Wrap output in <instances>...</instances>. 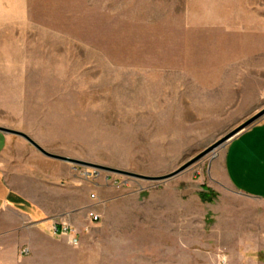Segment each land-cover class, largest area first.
Returning a JSON list of instances; mask_svg holds the SVG:
<instances>
[{
  "label": "rangeland",
  "instance_id": "1",
  "mask_svg": "<svg viewBox=\"0 0 264 264\" xmlns=\"http://www.w3.org/2000/svg\"><path fill=\"white\" fill-rule=\"evenodd\" d=\"M144 1L0 0V126L148 176L199 157L165 181L69 163L105 264H264V209L225 206L223 173V139L264 109V0Z\"/></svg>",
  "mask_w": 264,
  "mask_h": 264
},
{
  "label": "crops",
  "instance_id": "2",
  "mask_svg": "<svg viewBox=\"0 0 264 264\" xmlns=\"http://www.w3.org/2000/svg\"><path fill=\"white\" fill-rule=\"evenodd\" d=\"M149 1L128 4H167ZM72 170L71 164L0 131V264H105L103 249L94 251L91 246L92 225L86 231V225L72 218L84 208L73 205ZM223 173L232 189L225 206L264 209V119L230 141ZM61 221L79 229V245L71 242L72 236L53 235L54 225ZM227 238L224 246L229 249L233 241L231 235ZM218 260L217 255L211 257L213 262ZM249 261L256 262L248 253L228 252L222 259L224 264Z\"/></svg>",
  "mask_w": 264,
  "mask_h": 264
},
{
  "label": "water",
  "instance_id": "3",
  "mask_svg": "<svg viewBox=\"0 0 264 264\" xmlns=\"http://www.w3.org/2000/svg\"><path fill=\"white\" fill-rule=\"evenodd\" d=\"M263 119H264V109H262L260 112L256 113L254 116H252L251 118L246 120L239 127H237L235 130H233L231 133H229L223 139V142H227V141L233 140L234 138L239 136L241 133H243L247 129L253 127L254 125L259 123ZM0 131H2L4 133L14 134V135H18V136L23 137L29 143H31L37 150H39L42 154H44V155H46L48 157L54 158V159L62 160V161H65V162H68V163H72V164H80V165L91 166V167H95V168H98V169H102V170H106V171H113V172H117V173H120V174H123V175H128V176H132V177H136V178H140V179L151 180V181H165V180H168V179L174 177L175 175L181 173L183 170H185L188 166L193 164L199 158V157H196L195 159L187 162L186 164H184L183 166L179 167L177 170H175V171H173V172H171L169 174L162 175V176H148V175L138 174V173H134V172H129V171H125V170H120V169H116V168H112V167H107V166H103V165H99V164H95V163L82 161V160H78V159L71 158V157H68V156H63V155L51 153V152L47 151L45 148H43L39 143H37L28 134H26V133H24L22 131H18V130L11 129V128L4 127V126H0Z\"/></svg>",
  "mask_w": 264,
  "mask_h": 264
},
{
  "label": "built area",
  "instance_id": "4",
  "mask_svg": "<svg viewBox=\"0 0 264 264\" xmlns=\"http://www.w3.org/2000/svg\"><path fill=\"white\" fill-rule=\"evenodd\" d=\"M90 218L92 222H98L100 217L98 214L91 213ZM86 231H89L88 227L86 228ZM52 233L54 236H72L73 239L71 242L75 245L80 244L79 229L66 221L56 223L52 229Z\"/></svg>",
  "mask_w": 264,
  "mask_h": 264
}]
</instances>
